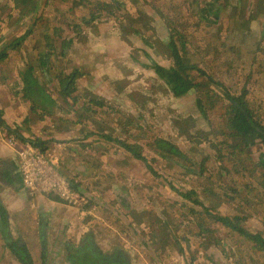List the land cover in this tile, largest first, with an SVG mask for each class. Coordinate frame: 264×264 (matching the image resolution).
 Masks as SVG:
<instances>
[{"label": "rangeland", "instance_id": "obj_1", "mask_svg": "<svg viewBox=\"0 0 264 264\" xmlns=\"http://www.w3.org/2000/svg\"><path fill=\"white\" fill-rule=\"evenodd\" d=\"M78 1L54 0L52 6L50 4L46 5L45 0L40 1L38 11H44L45 16L49 18V26L51 27L49 33H51L52 27L54 26L58 25L61 29L59 37L55 36L57 39L56 42L60 43L63 37L71 35L75 41H80L81 43L91 41L92 43V40L95 39L94 36L98 34L97 29L99 26L109 32H111L110 29L116 30L120 33L121 40L129 46V48L125 47L129 51L128 55L123 48H119L118 52L119 55L121 54L120 57L124 58L126 56L125 59H128L127 61L130 62L129 68H126L123 66L124 63H121L120 71L125 74L135 71L133 73V83L139 86L138 91L140 93L145 94L149 89L151 90L148 93L150 98L148 102L145 101L144 95L138 98L140 101L133 111L134 115H129L123 110L126 109L130 102L128 98L123 101L124 107L117 102H109L113 111L107 114L106 112H102L95 104L92 105L88 102L92 94L84 92L80 95L78 94V98L81 97L80 102L84 104L86 100L92 106V111H89L87 113L89 115L87 116L92 117L89 120L92 122L94 131L103 128L111 137L104 138L98 134H94L93 138H91L93 139L89 142L92 145L91 150L96 154L95 157L97 156V158L94 161H90L91 166L88 168L92 173L90 175L92 179L88 178V180H85V183L91 186L101 179L99 182L101 193L98 192L99 194H96L102 198H106V201L114 197V201L109 200L108 207L103 206L107 209L101 206L103 210L98 211L99 217L101 216L104 219L97 233L100 244H107V251H111L115 247H122L130 253L133 264H264L263 250L255 249L253 243L247 237L236 232H231L230 228L216 223L214 219L207 215L201 214L199 211L196 214H192L191 209L186 204H183V202H187L188 200H185L179 194L184 189L198 190L197 195H192L191 197V201L193 202H188L194 204L195 199L198 198L201 200L204 198L205 192L203 191V186L213 185L218 192L230 193L227 185L233 183V180L238 179L240 182H250L252 184L251 188L248 187L249 190L244 189L241 194L235 195V198L231 201L212 194L211 203L208 202V205L214 208L216 207L222 213L229 215L240 213V211L242 212V207H245L251 212V215L244 221L245 227L253 232L264 230V187L258 183L257 179L259 176L258 172H264V166H257L258 172L255 173V176L249 174V170H245L244 175L240 174L241 172L228 175L223 169L218 168V164L221 161L216 159L217 151L214 144L219 143L221 140L233 141L229 136H223L221 132L225 126L222 114L225 112L228 103L227 100L223 99L219 101L213 108H209V105H207L208 108L205 111L197 107L195 102L196 96L193 93L189 97H176L173 93L170 94L169 92L171 91L168 86L164 85L163 79L159 77L156 71L153 73V68L149 60V57L153 56L157 57L161 63L169 65L172 63V60L165 54L168 53L167 49L165 50L161 47L160 51L162 54H160L154 51L153 49L155 48L150 47L147 44L148 42L145 41L143 44L141 42V40L143 41L142 36L139 40L133 39L136 36L131 33H122L118 29L120 27L114 13L110 14L106 10H98V6L94 4L96 0H91L93 2L92 8L94 13L100 17L89 25L84 24L82 17H90L88 9L80 6L74 7L71 11H67L66 8V5L69 7L68 3L71 5ZM122 1L125 3V8L128 11L141 10L144 14H148L149 17L143 16L137 20L135 27L149 38L153 46H158L156 43L157 38L164 36V32L162 31L167 24V18L156 14L154 9L151 8L152 3L159 6L165 13V16L171 19L170 21H175L180 24L181 26H178L179 29L192 41L196 40L197 43V41L201 40L203 43H209V51L212 53L210 61L208 63L206 60H202L200 62L201 65L207 68L210 77L213 76V79L217 82L223 83L227 90H230L232 93L240 91L243 85L247 83V88L250 93L248 97H250L251 105L258 108L260 115L264 118V51H256L257 44L264 47V40H260L264 33L262 31L264 30V10L256 11L259 13L263 12V14L256 16V22H251L250 27L253 32L250 34L247 33L249 21H245V17H243L244 13L247 15L250 9L253 8L256 0H233L234 4L237 5V13H235L234 8L231 9L229 15H224V19L219 26H206V22L201 20L203 22L198 28H196V22L198 19H202L200 13L193 7L191 9L187 8L188 3L193 0H145V4L140 6L134 0ZM65 3L67 4L65 5ZM57 8L62 10H58ZM151 13L155 14L156 18H153L150 15ZM247 17L249 18L250 16L248 15ZM30 22L31 15L27 16L16 9L12 0H0V45L2 43H9L11 40L13 41L22 35L29 28ZM244 22L245 26L243 25ZM77 23L80 24V28H83L84 31L79 32L76 30V27L74 28ZM43 25L37 24L21 45L17 48H11L7 58L0 62V111L5 109V106L13 104L15 108L19 107L20 111L29 112L30 110V112H33L29 106L30 104L24 101L22 88L17 85L16 80L21 81L20 71L24 67L27 59H34L36 53H38L36 57H40V51L44 50L46 29ZM220 36L225 39V46L220 43ZM138 47H141V49H138ZM254 52L257 53L255 54ZM74 54L76 53L71 54L72 58L70 59H68L70 55L69 57H57L55 55L56 57L53 59H56L57 65L60 67L66 66L69 60L72 61L73 65L76 63L78 67H85L86 65H82L81 63L83 62H80L84 59L81 58L77 62L78 60H76ZM161 56L164 57L162 58ZM92 58H98V63L102 59L104 60V57H97V55H92L90 59ZM90 59L84 62L89 64V61H92ZM74 60L76 61L74 62ZM68 70L70 69L66 71ZM125 70L128 71L124 72ZM251 73L253 75H250ZM213 81L210 79L206 80L210 87L212 86V89H217L219 93H222V88H216L212 84ZM43 82L45 85L48 84L44 78ZM106 85L107 87L109 86L108 84ZM136 95H138V92H136ZM22 106L25 108H22ZM4 114L3 110L2 116ZM16 115V111L12 113V116ZM8 117L9 119L11 118V113ZM178 119L181 121L178 125H182L183 128H180L175 122ZM42 121L40 120L37 123L39 127L43 125ZM13 125L15 124L13 123ZM188 126L191 128H186ZM198 127L201 131H207L209 133L211 143L208 140H203V134H199L194 138L193 133H195ZM127 129L132 130L127 133ZM38 132L39 128L36 133ZM24 133L29 132L25 130ZM130 133L132 134L130 135ZM190 135L192 136L190 137ZM156 137L169 139L178 145L180 149L188 151L191 159L193 158L196 161H200L204 156H210V159L207 161V167L208 171H210L209 173L213 175L211 178L213 182L207 177L199 178L196 175H187L186 177L183 171L184 166L181 165V162L178 166L174 162L163 159L155 148L154 143H156ZM11 138L18 140V142H29L21 140L15 133H10L6 127L0 125V149L7 156H11L12 154L7 150L9 146L14 151L20 168L16 149L10 146ZM115 138L126 139L131 143H139L142 145L147 161L136 159L129 152L126 154L123 147L114 142ZM63 147L64 145L62 143H53L46 152L60 157L59 168L61 171V162L65 156V148ZM250 152L254 161L256 163L259 162L260 156L264 155V144L260 140H257ZM247 163L246 165L250 168L253 167L251 162L248 161ZM102 165L107 166V168H102ZM242 166V164H238L237 169H242ZM108 168L112 169L113 173H116L117 176L121 174V179H118V183H120L121 188L123 185L125 193L130 195L131 207H126L124 210L117 208L118 206L122 207L120 204L121 198L117 195L119 191L115 193L116 195L112 193L110 196L107 195L108 192H103V189L106 187L113 188L117 183L111 176L106 179L102 176V174L106 173V171L102 173V170ZM219 171L224 174L223 177L218 174ZM62 172L70 179L71 177H75L67 173L66 170ZM77 178L76 180H78ZM78 181L80 182V180ZM81 188L83 189V187ZM87 189L89 190L88 187ZM85 191L84 189L83 193L89 196ZM109 192H112V190H109ZM232 195L230 193V197L234 196ZM204 202H207V200ZM91 203H94L98 207V203L96 201L93 202L92 198ZM195 206L200 210V206ZM136 208L144 212L136 214L135 216V213L131 211L132 209L136 210ZM214 210L216 211V209ZM102 211L108 214H104ZM130 214L132 217H130ZM31 217L27 214V221L24 222L25 227H23L30 241L28 242L29 244L37 240L36 234H31L28 231L34 228L30 226V223L33 222L35 217ZM94 217L98 218V216ZM187 217H190L188 219L194 218L195 223L184 224L183 220L187 222L188 219H185ZM142 218L145 224L150 223L148 224V228H143ZM99 220L102 221L100 218ZM198 223L210 229L216 225L217 230L215 234L206 235L203 238L198 234ZM108 225L117 229V234L114 236L119 237L120 242L113 239L110 242L106 241V238L109 239L111 237L110 232L106 230L109 227ZM200 227L202 228V226ZM4 242H6L4 235L0 231V264L20 263L18 259H13L9 249L5 248ZM38 260L40 261V259Z\"/></svg>", "mask_w": 264, "mask_h": 264}, {"label": "trees", "instance_id": "obj_2", "mask_svg": "<svg viewBox=\"0 0 264 264\" xmlns=\"http://www.w3.org/2000/svg\"><path fill=\"white\" fill-rule=\"evenodd\" d=\"M12 1L14 3V7L20 12L26 14L27 16L31 15V22L29 28L25 30L22 35H20L13 41L11 40V42L9 43H2L0 45V62L7 58L8 52L11 48H17L21 45V43L33 31L34 27H36L37 24H44L43 26L46 29L44 50L40 51V57H36L38 56V53H36L34 59H27L24 67L20 71V75L24 83L23 96L26 99H31L33 101V106L31 107V109L33 112H35V110H37L39 107L46 109V105L49 102L56 104V98L54 99L52 97V93L48 92L46 87L43 86V78L47 81V78L45 76L50 77V75H52V70L55 65L53 58L56 56L62 57L64 55V47L68 45V42L66 39L62 41V48L61 50H59L60 53H58V46L55 42V36L59 37L61 29L57 25L52 27V31L51 33H49L51 28L49 26V18L45 16L44 11H38L39 3L41 0ZM48 3L49 0H45V4L48 5ZM66 4L67 3H65V5ZM92 4L93 2L91 0H79L78 2L71 4L72 6L68 3L69 7L66 5V8L67 11H71L74 7L80 6L82 8L88 9V14L90 15V17L84 16L82 17V20L84 24L89 25L98 17H100L98 14L94 13ZM94 4L98 6V10L102 9L106 10L110 14L114 13L119 23V29L120 31H122V33L144 35L142 31L135 27V23L143 16L149 17L148 14H144L141 11H138L137 14L135 12L128 11L125 8L126 5L122 0H96V3ZM236 6L237 5L234 4L233 0H193L188 3L187 8L191 9L193 7L197 12L200 13L202 19H198V21L196 22V28H198L199 26H201L203 21L206 22V26L221 25V21L224 19V15H229L231 9L234 8L235 13H237ZM151 8L154 9L156 14L167 18L166 27L168 29V36L166 39H161L158 37L156 40L158 46L155 45V47L159 50H161V47H163L165 50L167 49L168 53L165 54H167L168 57L172 60V64L168 68L160 66L158 64H154L156 73L161 79H163L162 81L164 82V85L168 86L170 91H172L176 97H189V95H191L192 93L195 94L196 105L202 110L207 111V105H209V108H213L219 101H222L223 99L227 100L228 103L226 105L225 112L222 114V117H224L225 126L221 132L223 133V136H229L233 139V141L221 140L219 143L214 144V147L217 151L216 159L221 161L218 164V168L223 169L228 175L240 172V174L244 175L245 170H249V174L255 176V173L258 172L257 166H264V155H261L259 158V162L256 163L253 156L250 154V151L251 148L256 144L257 140H260L264 144V118L262 117V115H260L258 108L251 105L250 97H248L250 93L249 89L247 88V83L243 85L240 91L232 93L230 90H227L226 86L223 83L217 82L215 79H213V76L210 77V73L207 68L203 67L200 63L202 60H206L208 63L210 61V56L212 55V53L211 51H209V43H203V41L201 40L197 41V43L196 40L192 41L189 37L186 36V34L183 33L181 29H179L178 26L181 25L175 21H170L171 19H168V17L165 16V13L159 6L152 3ZM257 10H264V0H256L253 4V8L250 9L249 13L247 15L244 13L245 16L243 15V17H245V21H249L247 32L248 34L253 32L250 27L251 22H256V16H260L261 14H263V12H256ZM258 13L259 15H257ZM248 15L250 17L246 18V16ZM9 16L12 17L11 14H9ZM243 25L245 26V22L243 23ZM75 27L79 32L84 31L83 28H80V24L78 23L75 24L74 28ZM262 31L264 32V30ZM144 38L150 46H153L148 37L144 35ZM261 38V41L264 40V33L262 34ZM219 40L222 45H226V41H224L225 39H223L222 36L219 37ZM232 47L234 46L232 45ZM215 48L218 49V47L216 46ZM256 51L263 52L264 47L257 44ZM254 53L256 54L257 52ZM66 72L67 73H62L59 76L54 73L59 78L58 79L56 77L58 79L57 82L59 85V99L62 98L68 104V98H71L73 99V103H71V105L74 106L78 102V94H76L75 97H73L72 94L78 88V79L81 78L85 72L83 70V67L76 66L72 67ZM250 75H253V73H251ZM207 79L214 80L212 84L216 86V88H222V93H219L217 89H212V86L210 87V85L206 82ZM41 101L43 103H41ZM88 102H95L94 104L98 106L102 112H106L107 114L113 111L112 107H110L109 105L107 106V104H105L98 98H91ZM103 107L106 108L102 109ZM82 109L86 111L88 109L91 110L92 106L87 103L82 106ZM66 110L69 111V109ZM175 122L178 125L181 121L180 119H178ZM0 125L6 127V129L10 133H15V135L21 140L31 142L41 151L46 153L49 150V146L47 145L49 141H46L41 137L28 139L18 129L11 128L3 118L2 111H0ZM178 126L180 128H183L182 125ZM186 128L191 127L188 126ZM211 128L213 131V126ZM127 130L128 133L132 129ZM90 134H98L101 137L111 138L108 134L105 133L102 128H100L98 131H93ZM131 134L132 133H130V135ZM193 134L194 138H196L195 136H198L199 134H203V140H208L210 142V136L208 135L209 133L207 131H201L199 127ZM192 135H190V137ZM114 142L123 147L126 153H131L134 158L145 162L147 161V158L144 154V148L139 143H131L126 139L117 138L114 139ZM155 142V148L161 155V157H163V159L174 162L178 166L180 162L182 163L181 165L184 166L183 171L185 176L196 175L199 178H210V180L213 177L212 173H209L210 171H208L207 167V161L208 159H210V156H204L200 161H196L193 158L191 159L190 153L188 151L180 149L178 145L167 138L156 137ZM191 143L195 145L194 142L191 141ZM248 161L252 163V168L246 165L248 164ZM238 164L243 165L242 169H237ZM11 171L12 170L10 168L7 169V172L12 179ZM258 173V183L264 187V172ZM218 174L221 177L224 176V174L220 171L218 172ZM71 180L74 187L77 190L83 192V190L79 186V181L74 177H71ZM233 181V183L227 185V189L234 195H232L233 197H230L229 192L221 193V191H216V188L213 185L203 186L205 196L202 199L204 201L207 200V202H204L202 199L200 200L197 198L194 200V204L188 203L193 202L191 201L192 195H197V193L199 192L196 189H184L179 194H181L185 200H188L187 202H183V204H186V206L191 209L192 214H196L199 211L201 214L207 215L208 217L214 219L216 223H220L222 226L230 228L231 232H236L247 237L249 241L253 243V247L255 249L264 251V230L253 232L245 227L244 221L247 220L248 216L251 215L249 209L241 206L242 212L240 211V213L229 215L222 213L216 207L214 208L208 205V202L211 201L212 194L223 199L225 198V200L229 199L231 201L233 198H235V195L241 194L244 189L249 190V188H251L252 186L250 182H240L238 179ZM211 182H213V180H211ZM245 200L249 201L248 199ZM195 205L200 206V210H198ZM214 209H216V211ZM239 210H241V208H239ZM188 218L190 217H187L185 219ZM183 223H195V219H188L187 222H184L183 220ZM198 225V234L203 238L206 235L215 234L217 230L216 225L211 229L209 227H203V224L200 223H198ZM200 226H202V228ZM8 227V210L0 199V231L3 233L8 247L11 249V251L14 253L21 264H35L33 257L26 246L21 245L20 242H16L13 239L11 234L8 232ZM216 240L219 241L218 239ZM82 247L88 250L87 252L91 254L93 260L95 259V264H129L126 259V254L121 252L119 249H116L113 256H106L97 248L96 245L93 244L92 240H87L86 242H84ZM77 253L78 252L74 253L73 257H76ZM78 256H81V254H78ZM105 257L108 259H106ZM76 262L78 261L72 259L70 264H77Z\"/></svg>", "mask_w": 264, "mask_h": 264}, {"label": "crops", "instance_id": "obj_3", "mask_svg": "<svg viewBox=\"0 0 264 264\" xmlns=\"http://www.w3.org/2000/svg\"><path fill=\"white\" fill-rule=\"evenodd\" d=\"M53 1L54 0H49L48 4L52 6ZM135 1L138 2V6L145 4L146 2L145 0ZM57 9L62 10L59 8ZM138 11L141 10H131V12H135L136 14ZM150 15L153 18H156L155 14L151 13ZM97 30L98 34L97 36H94L95 39H91L92 43L91 41L88 43L75 41L74 39H72L73 37H71V35L63 37L62 39V41L66 39L68 42V45L64 47L65 53L62 57H69L70 55V57L68 58L70 59L72 58L71 54L76 53L74 55L76 57V60H78L77 62H79L80 59L83 58L84 60L80 62H83L81 63L82 65H86L85 67L80 66L84 68L83 70L85 73L81 78L78 79V88L72 94V96L75 97V94H82L84 92L92 94L91 98H98L101 101L105 102L107 106H110L109 102H117L123 107V101H125L124 99L128 98L130 102L126 109H123V107L121 106L120 107L129 115H134L133 111L136 109L135 107L139 104L140 101L138 100V98H141V96L144 95L143 97L145 101L148 102V100H150L148 93H150L151 90L149 89L147 92H145V94L140 93L138 91L139 86L133 83V73L135 71L129 74H125L120 71L121 63H124L123 66H125L126 68H129L130 63L129 61H127L128 59H125L126 56L124 58H121V54L119 55V48H123L126 54H129V51L125 49V47L129 48V46H127V44H125L124 41L121 40L122 38L119 35L120 33L112 29H110L111 32L105 31V29L101 26H99ZM162 32H164V36H161L160 38L166 39L168 36V29L166 25L165 29ZM134 36H136V38L134 37L133 39L139 40L142 36L143 41L141 40V42L143 44L146 41L144 35L140 34V36ZM62 41L60 43L56 42V45L58 46V53H60L59 50H61L62 48ZM150 47L155 48L153 49L154 51L162 54L161 51L155 46ZM138 49H141V47H138ZM92 55H97V57H104V60L102 59L98 63V58L90 59ZM161 57L163 58L164 56ZM89 59L92 61H89V64L85 63ZM76 60H74V62ZM149 60L151 62V67L153 68V73L155 72L154 64H158L167 68L170 67V64H172H163L158 60L157 57L153 56L149 57ZM53 61L55 65L52 70V75H50V77L45 76L47 78L48 84H42L46 87L48 92L52 93V97L54 99L56 98V104L49 102L46 105V109L39 107L37 110H35V112H30V110L29 112L23 110L20 111L19 107L15 108L13 104H10L9 106H5V109H3L5 113L3 118L9 126H13L12 128L15 127V129H18L28 139L41 137L42 139L49 141L47 143L48 146L52 145L53 143H62L64 145L63 148H65V156L61 162L62 171L66 170L67 173L75 176L74 178L78 177L77 179L80 180L79 186L83 187V189L81 188L83 191L84 189L86 190L85 192L89 194V196L93 199V202L96 201L98 203V207L93 203L96 208L93 209L91 214H89V216L87 217H81L79 211L76 208L68 205L58 196L40 192L32 194L30 190L23 184L21 178V170L17 163L14 151L8 146L7 150H9V152L15 157V159L12 155L7 156L0 149V199L5 205L9 214L8 232L16 242H20L21 245L26 246L36 264H70L72 259L77 260V264H95V259L93 260L91 254L87 252L88 250L82 247L83 243L87 240H92L93 244L96 245L97 248L106 256H113L116 249H119L121 252L126 254L128 263L133 264L131 262L130 253L124 250L122 247H115L111 251H107V244L101 245L98 241L97 233L99 232L98 230L101 228L102 222L104 221L101 216L99 217L98 211L103 210V206L108 207L109 200L112 201L114 197L112 199L109 198V200L106 201V198H102L96 194L98 192L101 193V189L99 188V182L101 181V179L97 181L96 184L93 183V185L91 186L85 183V180H88V178L92 179V176H90L92 175V173L90 172V169H88L91 166L90 161H94V159L97 158V156L95 157L96 154L91 150L92 145L89 143L93 140L91 138H93L94 134L90 133L93 132L94 129L92 127V122L89 120L92 117L87 116L89 115L87 113L89 111L91 112L92 110L88 109L86 111L82 109V106H84V104H87V101L85 100L83 104L79 101L81 98L79 97L78 102L74 106H72L71 103H73V99L68 98V104L62 98L59 99V85L57 82L59 78L57 76L61 75L62 73H66L67 69L78 66L76 63H74L73 65L72 61L69 60V63H67L66 66L64 65L60 67L57 65L56 59H54ZM127 71L128 70H125L124 72ZM54 73H56L57 76ZM20 79L21 81L19 82V80H16V83L22 88L23 94L24 83L21 76ZM106 84H108L109 86L107 87ZM147 87L151 88L149 86ZM136 92H138V95H136ZM169 93L171 94L173 92L171 91ZM24 101L30 104V108L33 106V101L31 99H26L24 97ZM27 103H25V105H27ZM41 103L43 102L41 101ZM91 104L93 105L94 103ZM24 106H22V108H25ZM29 106L27 105V107ZM66 109H69V111ZM15 111L17 112V115L12 116V113ZM10 113L11 118L9 119L8 116L10 115ZM81 113L83 114L80 115ZM40 120H43V125L41 127H39L37 124ZM13 123L15 125H13ZM38 128L39 132L36 133ZM25 130L29 133H24ZM98 130L99 129H97L96 131ZM106 132L107 131H105V133ZM104 167L107 168V166L102 165V168ZM8 168L12 170V179L7 172ZM105 171L106 173H104ZM102 173H104L102 174V176H104V179L111 176V178L117 182L113 188L106 187L105 189H103V192H108L107 195L110 196L112 193L116 195L115 193L119 191L117 195H119L121 198L120 204L122 207L118 206L117 208H122V210H124V208L126 207H131L132 202L130 199V195L126 194L123 189V185L121 188L120 183H118V179H121V174L117 176V174L113 173L112 169L109 168L102 170ZM87 187L89 188V190L87 189ZM109 190H112V192H109ZM115 201L117 200L115 199ZM102 212L104 213V211ZM131 212L135 213L136 216V214H141L144 211L136 208V210L132 209ZM27 214L28 216H32L31 218H33V216L35 217V219H33V222L31 220L32 223H30V226H33L34 228L33 230L28 231L31 234H36L37 240L31 244L28 243L30 241L23 230V227H25L24 222L27 221ZM94 216H98V218ZM130 217H132L131 214ZM99 218L102 219V221H100ZM141 220L142 226H144L143 228H148V224L150 223L145 224L143 218ZM158 221L160 220L158 219ZM96 222H98L99 224ZM106 230L110 232L109 234L111 236L109 237V239L106 238L107 242L112 241V239L116 241L118 240V242H120L119 237L114 236L117 234V229L115 227L109 226ZM4 245L6 249H9V252L11 253L13 259H17L14 253L8 247L7 242H4ZM76 252H78L77 256L73 257L74 253ZM78 254H81V256H78ZM38 259H40V261Z\"/></svg>", "mask_w": 264, "mask_h": 264}, {"label": "built area", "instance_id": "obj_4", "mask_svg": "<svg viewBox=\"0 0 264 264\" xmlns=\"http://www.w3.org/2000/svg\"><path fill=\"white\" fill-rule=\"evenodd\" d=\"M10 146L16 149L22 181L32 194L36 192L60 197L75 207L81 217H87L95 206L86 193L77 190L72 180L59 168L60 157L41 151L31 142H18L11 138Z\"/></svg>", "mask_w": 264, "mask_h": 264}, {"label": "flooded vegetation", "instance_id": "obj_5", "mask_svg": "<svg viewBox=\"0 0 264 264\" xmlns=\"http://www.w3.org/2000/svg\"><path fill=\"white\" fill-rule=\"evenodd\" d=\"M21 142V141H20ZM63 173V172H62ZM64 174V173H63ZM23 182V181H22Z\"/></svg>", "mask_w": 264, "mask_h": 264}]
</instances>
